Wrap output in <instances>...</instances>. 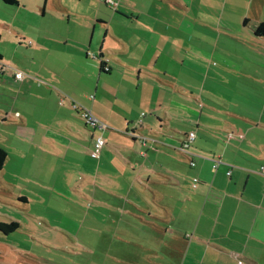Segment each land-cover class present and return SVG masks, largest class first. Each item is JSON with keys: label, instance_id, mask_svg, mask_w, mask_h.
Returning <instances> with one entry per match:
<instances>
[{"label": "crops", "instance_id": "0c3cea01", "mask_svg": "<svg viewBox=\"0 0 264 264\" xmlns=\"http://www.w3.org/2000/svg\"><path fill=\"white\" fill-rule=\"evenodd\" d=\"M161 2L168 3L169 13L160 19L153 15L158 12L124 5L131 25L122 31L112 29L115 15L68 16L67 23L74 17L87 23L72 36L50 34L54 38L47 39L46 46L37 44L32 49L47 52L48 64L55 68L52 72L63 89L52 91L50 98L40 92L42 87L35 80H15L10 68L15 66L6 65L0 54L4 66L0 146L7 153L0 170V191L14 196L30 213L31 205L38 202L30 200L27 185L18 194L6 181L8 174L24 179L25 184L32 177L36 187L41 182L37 190L42 191L51 164L62 160L77 170L81 160L93 165L94 178L96 163H102L101 157L96 161L91 155L95 133L80 125V116L73 114L68 99L90 103L86 95L94 88L103 60L109 68L106 75L119 77L117 87L114 93L107 88L94 90L99 98L91 103L90 111L95 104H103L104 112L98 114L109 129L131 139L130 143L105 144L102 149L105 161L123 169L120 178L113 179L120 184L110 192L121 203L105 235L113 258L118 264H264V66L249 58L234 60L251 66L247 79L229 92L235 96L243 84L249 97L260 96L253 108L241 107L236 96L225 99L222 84L229 82L224 72L235 63L230 59L233 55L218 45L224 27L232 33L235 27L223 19L210 26L202 21L191 23L186 2ZM47 4L45 0L41 15ZM243 21L248 24L249 19ZM96 26L103 32H97ZM227 47L245 49L248 55L246 46ZM253 53L261 56L258 49ZM26 69L31 75L36 73L31 67ZM60 82L69 85L72 94ZM63 95L68 98L62 101L66 105L58 107ZM113 100L122 101L117 113L112 111ZM50 105L56 115L48 109ZM189 133L195 134L194 140L187 153H182L179 149ZM217 158L222 164L213 170L212 160ZM193 179L198 180L196 187H192ZM0 218L5 219L0 223L15 221Z\"/></svg>", "mask_w": 264, "mask_h": 264}, {"label": "rangeland", "instance_id": "374dc122", "mask_svg": "<svg viewBox=\"0 0 264 264\" xmlns=\"http://www.w3.org/2000/svg\"><path fill=\"white\" fill-rule=\"evenodd\" d=\"M16 1L19 2L18 5H9L0 0V54L6 65L15 66L10 68L23 74V80H28V78L35 80L38 86L42 87L40 92L47 95V98H50L52 91L63 89L58 87L57 75L53 73L55 68L48 64L50 59L45 56L47 52L41 53L32 49L37 44L46 46L47 39L54 38L49 37L50 34L68 36L70 33L72 36L77 32V28L87 23L86 20L76 17L67 23L68 16L76 13L103 17L115 15L112 18V29L122 31L127 25H131V17L124 13V5L144 9L145 13L158 12L153 15H159V19L169 13L168 3L161 2V0H111L112 3H109V0H47L48 4L43 9L45 12L43 15L41 13L45 0ZM180 1L188 4V18L193 21L191 23L202 21L210 26L215 25L217 19H223L235 27L234 33L226 31V27H224L218 45L219 48L223 46L227 53L233 55L230 59L235 63V67L225 69L224 72L225 82H229V84L222 85L225 99L234 96L229 91L238 81L247 79L251 66L240 65L234 60L241 61L244 58H249L264 66V40L252 34V28L264 21V0ZM157 5L159 10L156 9ZM244 19H249L248 24H244ZM93 24L95 23L93 22ZM96 28L97 32H103L99 26ZM197 31H199L198 27L195 29V32ZM205 31L209 37L210 32L207 29ZM159 46L165 45L159 42ZM227 46L241 49L246 46L248 55H244L245 49L234 50ZM257 49L261 52V56L253 53V50ZM56 55L62 57L59 52ZM28 67L33 68L36 73L31 75L30 71L26 69ZM98 74L97 68L94 88L86 95V99L90 101L89 104L68 99L65 97L66 95H63L62 99L57 101L58 107H65L66 104L62 101L66 98L71 105H77L78 109L90 111L91 103L99 98L94 90L107 88L111 93H114L119 77L115 74L112 77L101 74L99 78ZM60 85L71 94L74 91L69 85H64L62 82ZM234 94L237 104L243 108H253L257 100L260 99V96L249 97V89L247 91L243 84L236 89ZM113 101L112 108L114 109L112 111L117 113L122 109L120 105L122 101ZM39 106L41 105L39 104ZM101 106L104 105L95 104L92 113L97 120L95 126L86 124L79 117L80 125H85L87 130L94 132L95 139H102L104 144L111 145L117 142L120 144L123 141L130 143V136L116 129H109L108 123L101 117L103 115L98 114L104 112V109L101 110ZM48 109L54 115L57 114L52 105ZM71 111L75 116L76 113L78 116L80 115V112L73 108ZM135 116L138 119V113H135ZM143 116L145 113L141 114V117ZM149 117L154 119L152 116ZM49 124L56 123L51 121ZM114 137L116 140L111 141ZM92 151H94V146ZM103 154H105L104 151L100 150L98 157H94L96 161H99L100 157L102 159L101 165L96 163L94 178L91 176L90 169L93 166L91 163H83L80 160L78 164L80 169L77 170L66 167L62 160L51 164L48 174L43 177L42 191L37 190L41 182L36 187L32 177L25 184L24 179L8 177L9 174L6 176V181L8 180L16 187L15 190L18 194L23 193L25 185H27L26 189L32 193V196L29 197L30 200L32 202L36 200L38 205L32 204L30 213L26 212L25 207L20 205L14 196L12 198L10 194L0 191V200L3 202L0 203V216L15 220L21 226L20 230L7 237L0 236V264H118L110 254L109 244L105 245L108 242L105 235L107 234L106 227L116 214L115 208L121 203L119 197L112 195L110 191L114 192L118 188L120 181L113 179L120 178L119 172H122L123 169L122 166L113 162L117 166L115 169L113 165L103 159ZM104 163H106V167H104ZM84 168L90 173V176L84 173ZM69 171L72 172L67 175ZM80 171L81 176L78 173ZM32 214L36 215L35 219H32ZM0 220L5 221L2 218ZM119 232L120 229L117 230V233ZM115 253L116 250L113 249V254Z\"/></svg>", "mask_w": 264, "mask_h": 264}, {"label": "trees", "instance_id": "16d2710c", "mask_svg": "<svg viewBox=\"0 0 264 264\" xmlns=\"http://www.w3.org/2000/svg\"><path fill=\"white\" fill-rule=\"evenodd\" d=\"M3 2H5L6 4H9V5H18L17 1L16 0H3ZM244 24L246 25V21L244 22ZM253 35L257 38H264V21L263 22H260L258 23L256 26H254L253 28ZM99 58H102V55H100ZM0 60H1V56H0ZM99 73L100 74H108L109 73V68L106 66V63L105 61L101 60L100 63H99ZM98 139V138H97ZM95 139L94 140V144H95V141L97 140ZM105 146V144H104ZM103 146V147H104ZM103 149V148H102ZM101 149V150H102ZM180 150V149H179ZM183 153V152H182ZM6 158H7V153L6 151L0 146V170L3 168L4 164H5V161H6ZM215 161H219V164L217 165V167L214 166V163ZM213 164H212V168L213 170H216L218 168V166L220 164H222V162L220 161L219 158L217 159H213L212 160ZM193 162H190L189 164H191ZM194 164V163H193ZM191 167H194V166H191ZM227 172H230V171H227ZM227 174V173H226ZM198 184V183H197ZM20 229V225L18 222L16 221H9L7 223H0V234H2L4 237H7L8 235H11L15 232H17L18 230Z\"/></svg>", "mask_w": 264, "mask_h": 264}, {"label": "built area", "instance_id": "2783aa9c", "mask_svg": "<svg viewBox=\"0 0 264 264\" xmlns=\"http://www.w3.org/2000/svg\"><path fill=\"white\" fill-rule=\"evenodd\" d=\"M109 3H112L111 0H109ZM4 71V67L0 66V74ZM13 77L15 80L17 81H22L24 76L21 72L18 71H13ZM71 107L80 112V118L86 123V124H90L92 126H95L96 124V118L93 116V114L91 113V111H88L86 109H78L77 105L72 104ZM195 134L194 133H189L187 134V136L185 137V139L183 140L181 147H180V151L183 153H187L188 148H189V144L194 140ZM104 146V142L102 139L98 138L95 141L94 144V151H92L91 155L93 157H98L99 155V151L103 148ZM219 164V161H215L214 166L217 167V165ZM190 166H194L193 163L190 164ZM261 171L264 172V167L261 168ZM230 172H227V175H229ZM192 187H196L198 180L197 179H193L192 181Z\"/></svg>", "mask_w": 264, "mask_h": 264}]
</instances>
